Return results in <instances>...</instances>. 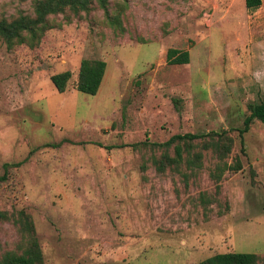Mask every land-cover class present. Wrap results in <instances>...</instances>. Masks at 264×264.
Instances as JSON below:
<instances>
[{
  "label": "rangeland",
  "instance_id": "obj_1",
  "mask_svg": "<svg viewBox=\"0 0 264 264\" xmlns=\"http://www.w3.org/2000/svg\"><path fill=\"white\" fill-rule=\"evenodd\" d=\"M33 2L0 0V19ZM48 19L36 41L0 39V261L32 237L42 264H264V123L238 133L264 97V0L94 1ZM83 58L106 63L95 95L73 88Z\"/></svg>",
  "mask_w": 264,
  "mask_h": 264
},
{
  "label": "trees",
  "instance_id": "obj_2",
  "mask_svg": "<svg viewBox=\"0 0 264 264\" xmlns=\"http://www.w3.org/2000/svg\"><path fill=\"white\" fill-rule=\"evenodd\" d=\"M94 1L101 8L106 9L108 0H34L32 16L19 15L11 20L5 18L0 19V39L8 44L14 42L21 43L25 40L24 34H28L31 39H35L34 41H36L39 36L50 27L48 19L50 15L62 12L64 9H69L74 12L86 11ZM244 4L247 10H256L262 4V0H244ZM166 59L169 64L186 63L188 62V52L169 48ZM105 66V61L101 59H81L77 81L73 88L82 93L95 95L101 84ZM70 77L71 72L69 70H64L52 74L50 80L58 92H63L67 87ZM247 109L248 114L245 116L242 126L238 128L241 144H243V134L248 131L254 119L264 123V97L259 102L248 103ZM197 137H199V135L192 133L175 134L163 144L166 146L175 140ZM175 152L176 155L180 157L181 149L179 146H175ZM7 165L8 164L5 163L4 167ZM226 167L233 170L241 168L240 163H237L235 166L227 165ZM157 168L162 170L163 163L159 162ZM5 177L6 174L3 173L0 175V180L5 179ZM3 218H6V213L0 211V219ZM19 221L23 222L24 229L28 232L33 230L31 221L23 213L19 216L18 222ZM256 259L254 253L226 252L211 255L201 260L199 264H255ZM0 264H42L41 253L36 240L31 237L29 247L22 254H7L2 258Z\"/></svg>",
  "mask_w": 264,
  "mask_h": 264
}]
</instances>
